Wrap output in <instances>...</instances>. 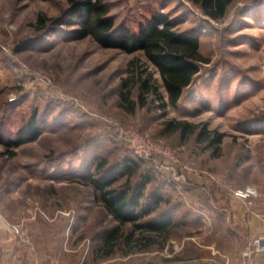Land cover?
<instances>
[{
	"label": "rangeland",
	"instance_id": "obj_1",
	"mask_svg": "<svg viewBox=\"0 0 264 264\" xmlns=\"http://www.w3.org/2000/svg\"><path fill=\"white\" fill-rule=\"evenodd\" d=\"M108 1L118 30L138 33L165 14L177 31L199 38L209 62L177 105L163 106L154 94L142 105L137 88L131 99L138 105L132 111L126 102L128 110L120 85L142 52L74 39L77 25L55 35L66 0H0V253L23 264H226L240 257L252 216H264V0H234L220 19L191 0ZM41 13L53 18L44 31L34 26ZM26 40L35 46L18 51ZM149 71L166 97L159 73ZM34 114L41 135L8 144L28 134ZM169 121L192 128L182 136L166 128ZM202 129L223 134L219 150L198 136ZM138 139L173 159L157 151L140 156L131 148ZM128 159L139 166L132 161L128 170ZM93 179L131 191L143 182L136 210L149 214L137 223L168 215V235L119 223ZM115 228L118 238L106 246ZM144 235L153 240L149 248Z\"/></svg>",
	"mask_w": 264,
	"mask_h": 264
},
{
	"label": "trees",
	"instance_id": "obj_2",
	"mask_svg": "<svg viewBox=\"0 0 264 264\" xmlns=\"http://www.w3.org/2000/svg\"><path fill=\"white\" fill-rule=\"evenodd\" d=\"M69 7L61 19L56 23L54 30L58 37L64 36L68 31L61 29L63 25H77V29L71 34L74 39L91 38L102 48H120L127 53L142 52V56H135L129 62L128 75L122 79L120 85V96L123 101V108H128L127 104L132 105V111H135L137 102L131 99L134 89H139V100L142 105L146 104L144 97L146 94H154L162 105H177L182 98L186 88L195 80V77L201 72L202 65L207 64L209 59L203 57L200 53V40L198 37L181 33L175 28L174 21L165 14H155L148 23L138 32L134 33L128 29H117L113 17L110 15V4L108 0H66ZM201 10L213 19H220L226 15L229 7L234 0H191ZM61 20V21H60ZM53 18L45 13H41L35 28L44 31L49 28ZM35 46V41H23L17 47L18 51L30 49ZM150 66L154 67L159 73L163 87L167 93L161 94L160 84L154 78L153 71H149ZM127 102V104H125ZM192 126L188 121H169L166 128L172 132L180 131L182 136L189 131ZM28 134L18 136L16 139L9 137L6 142L13 146H20L23 143L32 141L41 135L40 126L36 114H34L27 125ZM195 128V126H193ZM194 130V129H193ZM198 136H201L204 143L214 151L219 150L222 144L223 134L207 132L202 129ZM8 152L14 156L16 151L8 149ZM139 166L140 161L128 159V165L125 167L130 170L131 163ZM106 165V160L102 159L98 165V171ZM149 176L145 178V183L149 182ZM148 179V180H147ZM95 186L101 190L104 207L119 221L126 223L132 221L139 228L141 234L146 232L158 236H167L169 233V224L171 219L167 216H161L157 220L137 223L142 216L149 214V210L137 212L138 206L144 197L140 189L144 183H140L132 189L118 190L111 187L113 181L93 179ZM150 198H155L159 203L162 196L154 194ZM118 229H112L111 239L107 245H113L114 239L118 238ZM145 236V247L149 248L152 239ZM130 241V235L126 237ZM137 241L144 240L138 237ZM111 250L108 249L107 253Z\"/></svg>",
	"mask_w": 264,
	"mask_h": 264
},
{
	"label": "built area",
	"instance_id": "obj_3",
	"mask_svg": "<svg viewBox=\"0 0 264 264\" xmlns=\"http://www.w3.org/2000/svg\"><path fill=\"white\" fill-rule=\"evenodd\" d=\"M138 140L140 141H133L131 148L134 149L140 156L144 158H150L155 154V151H157L173 159V155L167 150L163 152L161 149H159V147L154 146L152 143L149 144L150 141H145L143 139ZM247 192L249 194H255V189L248 188ZM261 252H264V230L258 235H250L247 237L246 241L244 242L238 264H256L255 257ZM226 264L233 263L227 258Z\"/></svg>",
	"mask_w": 264,
	"mask_h": 264
},
{
	"label": "crops",
	"instance_id": "obj_4",
	"mask_svg": "<svg viewBox=\"0 0 264 264\" xmlns=\"http://www.w3.org/2000/svg\"><path fill=\"white\" fill-rule=\"evenodd\" d=\"M251 219L252 220L249 221L250 227H251V235H258V234L262 233L264 230V216L256 214V215L252 216ZM0 220H1V218H0ZM11 255L12 254L10 253V251L7 253V252H4L2 250L0 253V264H23L22 262L16 263L14 260H13L14 262L11 263L9 261V259H6V257L11 256ZM230 261L233 264H238L239 263V257H236V258L232 257V259L230 258ZM255 262H256V264H264V252H261V253L256 255ZM36 264H38V262Z\"/></svg>",
	"mask_w": 264,
	"mask_h": 264
}]
</instances>
